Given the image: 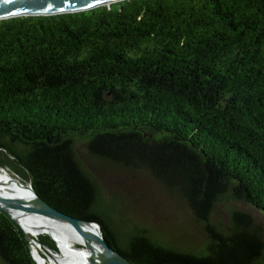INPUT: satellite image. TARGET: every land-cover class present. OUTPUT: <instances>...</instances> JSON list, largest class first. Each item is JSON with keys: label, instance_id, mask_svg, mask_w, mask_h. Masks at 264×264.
<instances>
[{"label": "trees", "instance_id": "16d2710c", "mask_svg": "<svg viewBox=\"0 0 264 264\" xmlns=\"http://www.w3.org/2000/svg\"><path fill=\"white\" fill-rule=\"evenodd\" d=\"M85 160L152 177L185 203L201 244L114 218ZM0 165L97 222L133 264H264L260 227L238 207L264 214V0H119L0 19ZM0 264H36L2 213Z\"/></svg>", "mask_w": 264, "mask_h": 264}, {"label": "rangeland", "instance_id": "374dc122", "mask_svg": "<svg viewBox=\"0 0 264 264\" xmlns=\"http://www.w3.org/2000/svg\"><path fill=\"white\" fill-rule=\"evenodd\" d=\"M77 150L79 155L83 153L84 146L82 143L78 145ZM86 164L95 177L100 190V197L107 202L111 199L115 200L118 211L115 212L113 211L114 208L112 209L114 218H116V213L122 212L121 218L127 221L129 218L131 223L145 228L148 234L152 233L159 239L168 240L172 243L184 241L186 245L190 244L193 247L201 244L202 227L192 221L185 203L168 195L152 177L141 171L104 169L90 165L91 163L88 161ZM2 167L13 177L19 178L24 183H29L19 177L10 167ZM238 207L250 214L259 225V234L264 242V214L246 205L240 204ZM221 209L223 210L222 207L218 208L216 215L223 219ZM41 235L52 239L47 233ZM52 241L57 249L56 242L53 239ZM73 245L77 249L83 248V245L78 242H74Z\"/></svg>", "mask_w": 264, "mask_h": 264}, {"label": "water", "instance_id": "95a60500", "mask_svg": "<svg viewBox=\"0 0 264 264\" xmlns=\"http://www.w3.org/2000/svg\"><path fill=\"white\" fill-rule=\"evenodd\" d=\"M116 1L119 0H0V19L16 16L53 15L65 12H75ZM28 185L31 193L24 198L0 197V213L4 214L12 225L20 232L29 249V241L23 228L17 222L12 213L8 211L7 206L25 207L39 211L55 218L56 220L71 225L87 240V245L93 252V256L90 257L92 264H133L108 244L104 238L100 225L97 222L79 219L59 211L42 199L35 192L30 183H28ZM39 240L40 244L46 247L49 252H53V249L48 244L41 239Z\"/></svg>", "mask_w": 264, "mask_h": 264}, {"label": "bare ground", "instance_id": "6f19581e", "mask_svg": "<svg viewBox=\"0 0 264 264\" xmlns=\"http://www.w3.org/2000/svg\"><path fill=\"white\" fill-rule=\"evenodd\" d=\"M30 183V182H29ZM31 193L28 183L13 177L0 166V197L24 198ZM29 241L31 253L37 264H92L93 252L84 236L67 223L39 211L25 207L7 206ZM49 234L57 244V249L49 252L40 244L39 235ZM78 242L83 248L77 249Z\"/></svg>", "mask_w": 264, "mask_h": 264}]
</instances>
